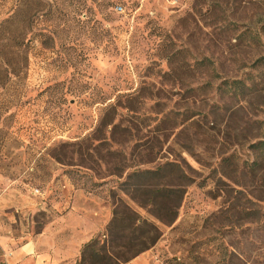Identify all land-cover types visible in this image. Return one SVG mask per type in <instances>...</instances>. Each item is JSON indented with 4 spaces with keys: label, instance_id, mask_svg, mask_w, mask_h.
<instances>
[{
    "label": "rangeland",
    "instance_id": "374dc122",
    "mask_svg": "<svg viewBox=\"0 0 264 264\" xmlns=\"http://www.w3.org/2000/svg\"><path fill=\"white\" fill-rule=\"evenodd\" d=\"M73 209L105 221L73 264H264V0H0L8 252Z\"/></svg>",
    "mask_w": 264,
    "mask_h": 264
},
{
    "label": "crops",
    "instance_id": "0c3cea01",
    "mask_svg": "<svg viewBox=\"0 0 264 264\" xmlns=\"http://www.w3.org/2000/svg\"><path fill=\"white\" fill-rule=\"evenodd\" d=\"M96 214L89 219L88 211L76 209L66 211L64 218H55L56 220L46 227L41 236L25 242L11 253L7 249V237L1 235L0 262L4 263L7 260L10 264H73L82 244L90 240L105 225L101 215H98V212ZM75 221L82 227L81 230H78ZM55 231L61 233L58 235ZM5 255L9 257L5 258Z\"/></svg>",
    "mask_w": 264,
    "mask_h": 264
},
{
    "label": "trees",
    "instance_id": "16d2710c",
    "mask_svg": "<svg viewBox=\"0 0 264 264\" xmlns=\"http://www.w3.org/2000/svg\"><path fill=\"white\" fill-rule=\"evenodd\" d=\"M161 173V168L155 169V170H137L134 171L132 174H130L129 176L131 178H141V177H147V176H152V177H158L160 176ZM138 186L137 188H139L140 185H136ZM151 195L149 196L148 202L153 204L154 206H158V208L160 210L164 209L165 211H169L166 215H158V218H160V220H162L164 223H171L173 222L176 217H177V208L179 207V200H180V194L182 192V188L181 187H175V186H161V187H156L153 190H151ZM160 195H163L164 197H166V201L165 202H157V197H159ZM177 196V199L174 197ZM159 203V204H158ZM124 218H119L118 216H114V219L112 220V222L109 225L108 228V233L114 235V239L120 238V232L115 231L116 227L117 228H122L120 227L121 222H123ZM134 221L133 223H135V225L139 226L142 223V219L138 218H133ZM146 223V221H145ZM153 232V234H152ZM157 232V233H156ZM152 234V235H151ZM142 239V246L140 247V249L137 250V253L142 252L146 249H148L149 247H151L152 245H154L157 240L160 237V234H158V228L156 227V225H152V226H144L142 227L141 230H139V234L136 235L134 238H140ZM92 243H88L87 244V248H89L90 246H92ZM122 246H126L124 244H122ZM118 258L117 261L113 262V264H119L120 263V258L119 256L116 257ZM124 260H127L126 258Z\"/></svg>",
    "mask_w": 264,
    "mask_h": 264
},
{
    "label": "built area",
    "instance_id": "2783aa9c",
    "mask_svg": "<svg viewBox=\"0 0 264 264\" xmlns=\"http://www.w3.org/2000/svg\"><path fill=\"white\" fill-rule=\"evenodd\" d=\"M118 8H119L120 10H122V7H121V6H119Z\"/></svg>",
    "mask_w": 264,
    "mask_h": 264
}]
</instances>
